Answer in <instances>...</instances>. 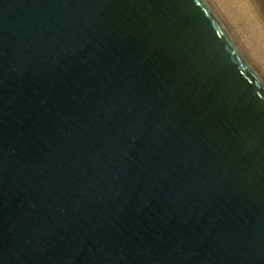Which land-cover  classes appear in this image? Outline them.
Here are the masks:
<instances>
[{
	"label": "water",
	"instance_id": "obj_1",
	"mask_svg": "<svg viewBox=\"0 0 264 264\" xmlns=\"http://www.w3.org/2000/svg\"><path fill=\"white\" fill-rule=\"evenodd\" d=\"M0 264H264V83L204 0H0Z\"/></svg>",
	"mask_w": 264,
	"mask_h": 264
},
{
	"label": "bare ground",
	"instance_id": "obj_2",
	"mask_svg": "<svg viewBox=\"0 0 264 264\" xmlns=\"http://www.w3.org/2000/svg\"><path fill=\"white\" fill-rule=\"evenodd\" d=\"M211 13L264 83V23L250 0H204Z\"/></svg>",
	"mask_w": 264,
	"mask_h": 264
}]
</instances>
